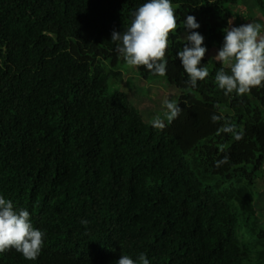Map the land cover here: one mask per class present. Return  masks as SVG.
Returning a JSON list of instances; mask_svg holds the SVG:
<instances>
[{
	"label": "trees",
	"instance_id": "trees-1",
	"mask_svg": "<svg viewBox=\"0 0 264 264\" xmlns=\"http://www.w3.org/2000/svg\"><path fill=\"white\" fill-rule=\"evenodd\" d=\"M145 2L0 0V195L46 234L35 260L10 248L0 264H115L142 253L150 264H264L254 204L264 87L225 95L215 76L230 69L207 56L236 2L172 0L166 75L135 66L141 80L178 92L181 112L163 128L112 91L126 62L111 34ZM253 3L264 23V0ZM188 15L207 49L209 76L196 87L176 56Z\"/></svg>",
	"mask_w": 264,
	"mask_h": 264
},
{
	"label": "clouds",
	"instance_id": "clouds-1",
	"mask_svg": "<svg viewBox=\"0 0 264 264\" xmlns=\"http://www.w3.org/2000/svg\"><path fill=\"white\" fill-rule=\"evenodd\" d=\"M228 12L230 19L228 28L222 30V45L218 52L214 48L208 52H213L215 59L230 69V74L223 69L216 73L218 87L224 90L225 95L236 93L242 96L250 93L253 88L264 87V29L262 30L264 26L259 23L231 26V12L229 10ZM183 27L188 34L182 39L183 47L176 56L189 78L188 83L196 87L198 81H203L209 76L208 69L201 65L207 49L202 46L203 35L196 31L200 25L194 16H186ZM176 29L177 19L172 0H146L134 11L127 30L113 31L111 41L119 42L116 53L118 50L121 54L119 57L133 68L136 75V68L133 66H144L153 74L163 77L167 68L165 55L170 43L169 34L174 33ZM207 56L211 55L207 53ZM166 85L169 86L167 83ZM169 87L176 91L174 87ZM163 106L168 122L176 119L181 112L176 101L165 99ZM161 123L160 119L154 121L158 126ZM240 138L239 135L236 136V139ZM45 235V232L34 227L26 208L15 207L11 200L0 195V254L13 248L26 259L35 260L42 250ZM115 264L150 262L142 253L136 259L129 255H121Z\"/></svg>",
	"mask_w": 264,
	"mask_h": 264
},
{
	"label": "rangeland",
	"instance_id": "rangeland-1",
	"mask_svg": "<svg viewBox=\"0 0 264 264\" xmlns=\"http://www.w3.org/2000/svg\"><path fill=\"white\" fill-rule=\"evenodd\" d=\"M235 4H228L227 9L231 12V26H239L246 23H259L264 26L261 17L258 15L254 7L253 0H235ZM264 27H262V30ZM185 34L181 36V40ZM119 56L121 54L118 52ZM214 54L208 52V55ZM135 69V66H133ZM122 78L121 81L115 83L118 86L112 87V91L120 90L126 93L130 103L135 106L141 113L143 119L154 124L156 119L161 120V125H156L159 128H163L165 125L172 124L165 118L166 109L163 106L165 99L173 100L177 102V92L166 85V82L162 78H150L144 81V83L137 77L133 68L127 64L121 67ZM164 83H163V82ZM113 85V82H111ZM165 129L174 130L175 126ZM254 204L257 209V214L261 219L264 218V166L262 172L258 173V177L255 181L254 192Z\"/></svg>",
	"mask_w": 264,
	"mask_h": 264
}]
</instances>
